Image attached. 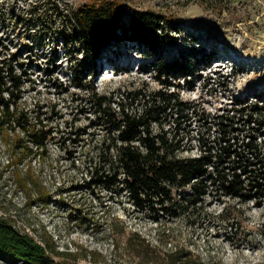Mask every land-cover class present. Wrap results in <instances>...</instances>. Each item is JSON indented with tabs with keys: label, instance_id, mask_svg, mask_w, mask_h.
Here are the masks:
<instances>
[{
	"label": "rangeland",
	"instance_id": "rangeland-1",
	"mask_svg": "<svg viewBox=\"0 0 264 264\" xmlns=\"http://www.w3.org/2000/svg\"><path fill=\"white\" fill-rule=\"evenodd\" d=\"M54 1L68 12L109 2L124 7L126 19L135 10L159 16L171 41L162 57L172 60L181 53L190 55L192 75L186 80L160 79L151 67L155 57L133 44L104 47L92 68L77 51L79 45L65 48L56 37L54 31L61 24L51 14ZM204 1L0 0V32L18 50L28 70L27 103L37 102L64 130L65 121L74 131L90 122L81 112L82 92L89 87L106 92L124 84L140 85L175 92L211 110L235 97L264 93V0ZM31 10L43 17L45 26L34 24ZM205 49H213L216 56L210 60ZM91 135L89 130L76 144L69 140L51 143L44 161L38 155L33 158L40 179L51 190L48 204H29L14 180V166H7L11 152L0 141V206L8 209H0V214L8 211L15 224L39 242L44 233L52 236L61 252L54 259L66 264H162V256L151 251L147 256L137 255L129 242L132 239L140 249L149 244L148 250L159 253L176 247L189 250L205 264H264V205L209 199L208 212L204 209L189 216L139 209L126 193L84 185L83 162L91 148ZM26 165L23 162L20 167ZM224 207L228 208L225 213ZM0 264L24 263L0 259Z\"/></svg>",
	"mask_w": 264,
	"mask_h": 264
},
{
	"label": "trees",
	"instance_id": "trees-1",
	"mask_svg": "<svg viewBox=\"0 0 264 264\" xmlns=\"http://www.w3.org/2000/svg\"><path fill=\"white\" fill-rule=\"evenodd\" d=\"M50 10L61 24L54 31L56 37L65 48L79 45L77 51L92 68L104 47L133 44L155 57L151 67L160 79L186 80L193 73L190 55L181 53L172 60L162 57L171 41L162 19L151 12L135 10L126 19L124 7L109 2L68 12L54 1ZM30 13L34 24L46 25L38 13ZM205 53L210 60L216 56L213 49H205ZM28 78L18 50L12 49L0 32V141L11 152L7 166H14V180L27 194L29 204L52 200L50 188L32 164L33 158L38 155L44 161L51 143L69 140L76 144L92 130L91 148L83 162L84 185L90 189L126 193L139 209L167 211L174 216H189L204 209L208 212L209 199L264 205V93L235 97L211 110L175 92L134 84L100 92L81 83L86 89L81 112L90 122L74 131L67 121L66 130L62 129L60 121L43 112L37 102L32 106L27 103ZM23 162L26 167H20ZM261 234L264 237V222ZM42 240L20 229L8 211L0 214L1 260L66 264L54 259L61 252L52 236L44 233ZM129 242L137 255L147 256L150 251L161 255L162 264H205L183 248L159 253L148 250L149 244L140 249L132 239Z\"/></svg>",
	"mask_w": 264,
	"mask_h": 264
}]
</instances>
